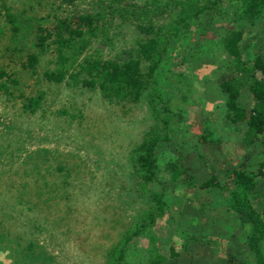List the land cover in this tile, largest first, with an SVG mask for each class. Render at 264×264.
I'll list each match as a JSON object with an SVG mask.
<instances>
[{"label":"rangeland","instance_id":"1","mask_svg":"<svg viewBox=\"0 0 264 264\" xmlns=\"http://www.w3.org/2000/svg\"><path fill=\"white\" fill-rule=\"evenodd\" d=\"M243 1L0 0V264H264V238L257 254L228 200L231 169L256 171L264 160V128L230 120L218 86L240 76L222 45L233 28L243 59L264 58V19L227 16ZM85 12L90 23L79 19ZM63 17L86 31L78 60L122 63L154 36L166 49L155 88L109 100L81 78L48 79L65 51L55 40ZM238 101L253 105L246 82ZM167 112L159 175L143 182L132 151L165 131ZM211 174L221 186L200 187ZM160 191L162 214L133 233ZM250 199L264 217V172Z\"/></svg>","mask_w":264,"mask_h":264},{"label":"trees","instance_id":"2","mask_svg":"<svg viewBox=\"0 0 264 264\" xmlns=\"http://www.w3.org/2000/svg\"><path fill=\"white\" fill-rule=\"evenodd\" d=\"M212 1L215 2L216 0ZM208 7V5H202L199 11L194 13V16H198L201 11H206ZM92 16L91 13L85 12L79 15V19L90 23ZM227 16L232 20L264 19V0H244L239 9ZM15 19L13 16L12 20ZM58 23L60 29L57 28L55 32V40L61 44V48H64L65 51L59 50L56 68L45 71L48 79L59 81L66 74L73 79L81 78L85 84H96L101 89L102 94L109 100L128 96L136 98L148 83H153L155 88V72L166 56V49H159L158 40L154 36L139 40V56L127 59L122 63L89 54L83 55L78 60V53L85 46L86 31L82 23L72 26L70 19L67 17L59 19ZM178 28H175V30ZM241 37L242 29L236 28H233L222 37L223 49L230 60L236 63L240 76L229 74L218 82V86L224 98L227 117L232 121L246 122L251 133L257 134L264 128V58L260 54H255L251 59H243L239 46ZM67 47L72 50L71 54L66 52ZM141 58L148 61L145 65L146 69L142 67ZM68 63H71L72 66L68 67ZM241 82H246L252 91L253 105L250 107L238 101ZM37 100L38 97L27 99L28 104H34ZM169 116L168 112L162 116V126L165 129L163 133L149 134L132 151L133 167L137 170L143 182L153 181L159 175L160 165L157 146L161 140L169 136ZM263 172L264 160L260 162L256 171L243 166L233 167L231 169V181L234 187L228 198L231 208L238 214L242 223L248 222L250 224L247 240L249 246L257 254L259 245L264 238V217L251 202L250 193L255 189L258 177ZM199 186L204 188L220 187L221 185L216 175L211 174ZM150 196L154 201L153 210L149 213L148 220L141 223L133 233L152 226L156 217L163 212L165 205L163 191L153 192ZM133 233H130L129 236L131 237ZM123 255L124 250L118 255V259H121Z\"/></svg>","mask_w":264,"mask_h":264}]
</instances>
